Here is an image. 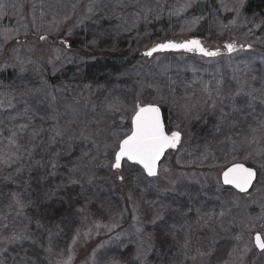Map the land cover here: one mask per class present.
<instances>
[{
    "label": "snow or ice",
    "instance_id": "obj_1",
    "mask_svg": "<svg viewBox=\"0 0 264 264\" xmlns=\"http://www.w3.org/2000/svg\"><path fill=\"white\" fill-rule=\"evenodd\" d=\"M239 2L242 6L244 0H239ZM192 3L193 0H186L181 8L170 15H180L182 11L191 7ZM221 4L223 7H227L223 5V0H221ZM117 6L124 7L123 0H120ZM2 7L4 5H0V8ZM35 7L34 5V10ZM39 7L40 9L45 7L43 0ZM47 7L54 9V12L51 23L47 25V33L39 31L44 27L43 25H35L38 41H47L49 35L59 33L66 22L74 21L72 27L66 29L65 38L60 40V44L64 47L55 49L57 52L56 61L67 57L65 50L72 48L69 38L73 35V28L80 27L85 21L99 23L101 19L109 21L113 17L123 20L119 13L111 10L108 4H103L102 0H87L86 4H83L81 0H56L55 3H48ZM81 9H84L82 13ZM142 12L151 13L152 9L142 8L135 12L134 15L137 19ZM233 12L239 15V8H233ZM98 13H103V15L98 16ZM41 16H43V12H41ZM94 16L97 17L96 20H93ZM144 18L147 19V15ZM34 20L35 17H33ZM245 22H247V18H245ZM195 23L196 20H193L187 27L190 28ZM231 23L235 24V21L233 20ZM22 27L27 29V25H22ZM121 27V24H117L114 30L118 33ZM222 27H227V25H222ZM248 31L251 33L252 30ZM19 34L20 29H15L13 32L5 30L0 33V56H4L5 45L9 41H15L7 56L0 60V70L13 69L16 79L19 81L14 93H9L11 99L6 104L4 100H0V109L5 112H14V114L8 115L7 124L0 119V185L15 186L14 191L7 192H4L0 187V257L8 254L9 246H13V251H16V246H19L20 250L16 252V255L9 257L12 264H73L76 255L74 246L81 236V228H74L71 244L60 248L58 241L54 239L53 227L57 230L55 235L60 236L77 219L76 214L84 213L85 208L83 206L75 207L74 211L61 216L58 221L48 218L45 222V211L42 210V206L50 202L52 198L59 197L66 200L70 208L74 207L79 202L78 198L87 191L84 188L85 183L90 187L95 183L96 177L92 169L94 162L101 155L104 160L99 166L107 168L109 173H112L111 180L113 182L129 184L133 190L140 192L149 188L163 191L165 194L169 190H175L176 181L172 178L173 168L169 159L176 153L187 152V145L192 139V134L188 131L184 121L198 109L199 105L193 103L188 95L177 96L172 85L161 87L155 83L146 85L147 88L154 89V93L141 90L127 102L116 98L114 104L106 106V110L110 113H121V126L111 129V142L109 139H105L97 143L92 136L82 134L81 139L87 140L92 145L91 150L83 152L78 159L70 160L63 165L67 173L66 179L37 192L32 186L34 181L43 183L49 178L57 176V160L61 155L60 152H56L55 157H48L47 169H45L42 160L35 159V156L38 151L45 150L44 137L49 129H45L42 124L46 118L57 119L53 103L56 100V93L62 89L50 84L45 78L43 66L33 58L35 45L27 46L29 40L20 41L17 39ZM24 36H28L27 31L24 32ZM89 43L95 45L97 40L93 39ZM224 48L231 59V53L251 50L252 45L241 43L237 46L236 42H230L225 44ZM169 50L199 53L208 58L222 56L219 48L210 50L199 39H187L181 42L167 40L157 43L146 50L143 56L152 57L154 53ZM68 60L72 62L71 57H68ZM46 63L52 64L53 60L48 59ZM244 64V69L239 66L234 69L232 78L236 81L237 87L227 95L224 92L222 74L216 80L215 85L207 81H193L194 84L199 83L201 91L207 95L208 99L205 103L210 104L211 109L214 110L213 115L218 113V119H214L212 124L213 133H220L227 128L225 140L222 142L230 144L231 155L240 157V159L227 160L226 156L217 158L213 151L214 145L207 139H203V148L198 153L197 159L201 165L206 162L212 163L217 159L227 160L223 165L212 163L213 167L220 169L216 183L222 182L223 185H231L239 193L250 199H255L253 194L260 190L257 185L264 187V182L260 181L258 176V173L264 174V70L258 74L254 73L251 83H249L247 71L252 69L253 58H249ZM57 70L54 68L53 73ZM236 71L243 75L236 76ZM162 72H166V68L162 69ZM174 83L173 81L172 84ZM85 87L90 86L85 85ZM189 88L191 85L186 86L185 91L187 92ZM165 89L168 90L167 95L164 94ZM17 95L21 97L18 102L19 108L12 103L13 100H16ZM41 105L45 107L41 108ZM257 106H259V111H257ZM66 107L72 109V105ZM226 107L230 110L225 111ZM166 108L178 110L180 115H178L177 122L173 123L167 119ZM47 109H52L51 117L38 115L40 111ZM237 117L246 122L250 121V123H247L246 128L242 127L241 121ZM37 118L41 121V126H37L35 122ZM125 122L128 125L127 129L122 126ZM50 131L52 142H55L58 137L63 138L64 136V131L58 127H52ZM65 154L71 155V152ZM247 161H253L254 164L249 165ZM180 163L181 158L177 156L176 164ZM131 165L139 167L133 168ZM37 169L44 171L34 177L32 173ZM185 175L187 173H180L181 177ZM161 182L173 187L161 190L157 188ZM142 184L145 185L143 189L140 187ZM72 186L78 187L81 191L74 195L69 193L68 189ZM129 198H132L131 192ZM90 200L91 196H88L83 203L86 204ZM146 203L148 204L147 222L152 225L162 222V234L167 238L165 244L168 251H157L155 245L149 243L150 251L137 250L134 264H150L149 255L153 252L159 257L155 264H244L245 257L253 249L264 256V234L257 232L247 237L243 229L237 227L235 217L226 221V217L230 213V209L227 207L203 211L204 205L174 208L171 204L160 201H146ZM101 207L103 206L101 205ZM9 209L11 211H8ZM136 219L139 221L138 216ZM61 224L64 226L61 227ZM196 226H199V229L194 231ZM33 227L35 231L32 230ZM218 229L232 230L233 234L230 237L232 244L229 247L223 248L219 245V240L223 237H219ZM136 234L139 235L140 242L143 244L146 235L144 228H136ZM83 235L89 236L90 230L84 232ZM147 236L149 240H152V234L149 233ZM25 243L30 246V251L29 248L24 247ZM92 259L93 264H121V261L115 258L102 257L97 260L95 251L92 253ZM0 264H5L3 258H0Z\"/></svg>",
    "mask_w": 264,
    "mask_h": 264
},
{
    "label": "rangeland",
    "instance_id": "obj_2",
    "mask_svg": "<svg viewBox=\"0 0 264 264\" xmlns=\"http://www.w3.org/2000/svg\"><path fill=\"white\" fill-rule=\"evenodd\" d=\"M50 2L55 3L56 0H43L45 7L40 9L41 0H0V5H4L0 8V33L5 30L13 32L15 29H20L17 39L29 40L27 46L35 45L33 58L43 66L45 78L50 84L62 89L56 93V100L53 103L57 119L46 118L42 124L45 129H49L44 137L45 150L38 151L35 156V159L42 160L45 169H47L48 157H55L56 152H60L61 155L57 160V176L43 182L44 185L34 181L37 192L66 179L67 173L63 165L70 160L78 159L83 152L91 150L92 145L87 140L81 139L82 134L92 136L97 143L105 139H109L111 142V129L121 126V113H110L106 110V106L114 104L116 98L127 102L141 90L154 93V89L147 88L146 85L155 83L161 87L172 85L177 96L188 95L193 103L199 105L198 109L184 121L188 131L192 134V139L187 145V152L176 153L169 159L173 168L172 178L176 181L175 190H169L166 194L153 188L140 192L133 190L129 184L113 182L111 180L112 173H109L107 168L99 166L104 160L101 155L94 162L92 169L96 177L95 183L91 187L85 183L84 188L87 191L78 198L79 202L74 207L70 208L66 200L58 197L63 203L61 206L65 215L74 211L75 207L83 206L85 208L84 213L76 214L77 219L60 236L55 235L57 230L53 227V236L58 241L60 248L71 244L74 228H81V236L74 246L76 255L73 264H93L92 253L94 251L97 260L102 257L115 258L120 260L121 264H123L122 257L125 251L126 253L127 251L132 252L134 257L137 255L138 249L150 251L148 245L149 243L155 245L158 230L162 232V222L158 225L147 222L148 204L146 201L165 202L174 208L204 205L203 211L227 207L230 209V213L226 217V221L235 217L237 227L242 228L247 237L257 232L264 234V187L258 184L257 187L260 190L253 194L255 199H250L233 187H225L222 182L216 183L220 169L213 167L212 163L223 165L227 160L240 159V157H233L230 144L222 142L225 140L227 128L220 133H213L212 124L214 119H218V113L213 115L214 110L211 109L209 103H205L208 99L207 95L201 91L199 83H193V81H207L215 85L216 80L222 74L224 92L227 95L237 87L236 81L232 78L237 66L244 69V62L253 58L252 69L247 71L249 83H251L254 73L258 74L264 70V24L260 13L253 9H247L251 0H244L242 6L239 0H223V5L227 7L222 6L221 0H193L192 6L182 11L180 15H170V13L181 8L186 0H123L125 6L122 8L117 6L120 0H102L103 4H108L111 10L119 13L123 20L113 17L109 21L101 19L99 23L85 21L80 27L73 28V35L69 39L78 50L66 49L67 57H62L60 61L55 60L57 55L55 49L64 47L60 44V40L65 38L66 32L63 28L67 26V22L62 26L60 34L52 33L47 41L37 40L35 25H43L44 27L39 31L47 33V25L51 23L54 9L47 7ZM81 2L86 4L87 0H81ZM34 5L36 6L35 10ZM142 8L152 9V12H142L137 19L134 13ZM233 8H239V15L233 12ZM83 11L84 9H81V13ZM41 12H43V16H41ZM97 15L102 16L103 13ZM145 15H147V19L144 18ZM33 17H35L34 21ZM245 18H247V22H245ZM96 19L97 17L94 16L93 20ZM193 20H196L195 25L187 27ZM233 20L235 24L231 23ZM117 24L122 25L118 33L114 30ZM22 25H27V29ZM222 25H227V27H222ZM249 29L252 30L251 33L248 31ZM25 31L28 32L27 37L24 36ZM62 31L64 33L61 37ZM196 37L201 38L208 49L222 48L224 50L222 56L208 58L196 54L164 52L154 54L152 57L133 56V54H142L155 44L165 40H186ZM93 39L97 40V43L90 45L89 42ZM47 42L50 44L49 46H47ZM230 42H236L237 46L241 43L251 44L252 49L233 52L229 59L224 45ZM14 43L15 41H9L5 45V53L4 56H0V60L7 56ZM68 57H71L72 62H69ZM102 58H107L109 62L105 72L101 70L102 73L93 72L91 76L93 81L84 83L86 77H84L83 66L89 62L90 64L98 60L100 62ZM48 59H52L53 63H46ZM54 68L58 70L53 73ZM164 68H166V72H162ZM194 69L195 71H193ZM6 74L8 80H5ZM101 74L104 76L100 79ZM235 75L242 76L243 73L236 71ZM52 79L54 80L52 81ZM173 81L174 84H172ZM18 84L19 81L16 79L13 69L0 70V100H4L6 104L11 99L9 93H14ZM85 85L90 87H85ZM188 85H191V88L186 92L185 89ZM167 91L165 89V95H167ZM193 91L195 92L194 96ZM20 99L21 97L17 95L16 100L12 101L17 105V108L20 107L18 103ZM67 105H72V109H68ZM40 107L44 108L45 106L41 105ZM224 110L229 111L230 109L226 107ZM257 111H259V106H257ZM9 114H14V112H5L0 109V119L5 123H7ZM38 115L51 117L52 109L40 111ZM178 115L180 113L176 108L165 109V116L173 123L177 122ZM180 118L183 119L182 116ZM237 119H240L241 126L245 128L247 123H250L240 117ZM35 122L37 126H41L39 118ZM122 126L127 129L128 125L125 122ZM52 127L62 129L64 131L63 138L58 137L55 142H52L50 131ZM94 133L95 135H93ZM210 133L213 134L210 135ZM203 139L212 142L217 158L226 156L227 160L217 159L212 163L206 162L201 165L197 155L203 148ZM69 151L71 155H66L65 153ZM177 156L181 158L180 164H176ZM247 163L254 164L253 161H247ZM131 167L138 168L139 166L131 165ZM42 171L44 170L37 169L32 175L36 177ZM181 172L187 173V175L181 177ZM259 179L264 182V174H260ZM0 187L4 188L2 185ZM140 187L143 189L145 185L142 184ZM166 187L171 189L173 186L164 182L157 185V188L161 190ZM68 191L74 195L81 190L72 186ZM130 192L131 199L129 198ZM88 196H91V200L84 204L83 201ZM49 216L57 218L56 221L59 220V217L47 215L45 222ZM137 216L139 221L136 219ZM9 218L11 219V217ZM63 226L61 224V227ZM138 227H143L145 230L143 244L140 242L139 235L136 234ZM67 229L69 230L67 231ZM198 229L199 226H196L194 231ZM32 230L35 231V229ZM89 230L90 235L85 237L83 233ZM149 233L153 236L152 240L148 239L147 234ZM218 233L219 237H223L219 240V245L223 248L229 247L232 244L230 240L233 234L232 230L218 229ZM90 242L94 247L87 250L84 257L77 261L80 248ZM249 246L251 247L250 244ZM249 255L251 256L249 264H264V256H261L256 249H253ZM248 256L245 257L244 264H248ZM149 261L150 264H155V259L150 255Z\"/></svg>",
    "mask_w": 264,
    "mask_h": 264
},
{
    "label": "trees",
    "instance_id": "obj_3",
    "mask_svg": "<svg viewBox=\"0 0 264 264\" xmlns=\"http://www.w3.org/2000/svg\"><path fill=\"white\" fill-rule=\"evenodd\" d=\"M247 9H253L257 13H260L261 16H262V21H264V0H251L250 4H248ZM72 22H74V21H68L67 22V24H66L67 26H64V28H63L64 32H66L67 28L72 27L71 26ZM64 32L62 31L61 37H62ZM59 34H60V32H59ZM196 34L198 35L199 33H196ZM23 40H24V38H21L20 41H23ZM71 43H73V42H71ZM49 45L50 44L47 42V46H49ZM71 50H74V51L78 50L74 43L72 44ZM222 52H224V51H222ZM137 55H142V54H135V55L133 54V56H137ZM188 55H193V54L190 53ZM100 62H99V60L98 61H94L91 64L89 62V63H87L86 65L83 66V68H84L83 69L84 70V77H86V78H84V81H85L84 83H90V81H93L91 79V76H92L93 72H96V71L105 72L106 67L109 66L108 59L107 58H102V59H100ZM83 70H82V72H83ZM103 76L104 75L101 74L100 79L103 78ZM4 77H5V80L9 79L7 74ZM53 80L54 79H52V81ZM5 124H7V123H5ZM248 163H250V162H248ZM258 176L260 177L259 173H258ZM44 184L45 183H42V185H44ZM34 185H35V182H33V185H32L33 188H35ZM2 186L4 187L3 188L4 192H7L9 190H13V191L15 190V186L14 185L8 184L6 186L5 185H2ZM47 188H49V187H47ZM62 204L63 203L60 202V199H58V197H55V198H52L50 200V202L45 203L42 206V210L45 211V216L52 215V216L60 218L61 216L65 215L64 209L61 206ZM49 218H51V217L49 216ZM51 219H53L55 221L57 220V218H51ZM33 229H35V228H33ZM68 230L69 229H67V231ZM91 242H94V241H91ZM91 242L89 244H87L86 246L80 248L78 256H77V261L81 260L82 257H84V255L86 254L87 250L89 251L91 249V247L92 248L94 247V245H92ZM24 247L25 248H29V251L31 250L30 246L27 243H25ZM11 248H13V246H9L10 253L8 252V254H6V256L0 257V258H3L5 260V264H10L11 260L9 259V257L10 256H15L16 252H18L20 250L19 246H16V251H12L11 252ZM155 250L160 251V252H167L168 251L167 246L165 244V237L162 234L161 230H158L157 235L155 237ZM150 257L154 258L155 261L159 258L157 255H155L154 252H153V254L150 255ZM250 258H251V256L249 255L248 256V264L250 263ZM122 260H123V262H122L123 264H134L133 253L129 252V251H127V253H126V251H125V253H123Z\"/></svg>",
    "mask_w": 264,
    "mask_h": 264
},
{
    "label": "water",
    "instance_id": "obj_4",
    "mask_svg": "<svg viewBox=\"0 0 264 264\" xmlns=\"http://www.w3.org/2000/svg\"><path fill=\"white\" fill-rule=\"evenodd\" d=\"M190 39H199V38H190ZM200 41H201V39H199ZM184 41V40H183ZM165 42V41H164ZM176 42H178V41H176ZM181 42V41H180ZM163 43V42H162ZM202 43V42H201ZM203 44V43H202ZM182 51V50H181ZM145 52V51H144ZM143 52V53H144ZM164 52H179V51H173V50H169V51H164ZM196 54H198V55H200L199 53H196ZM225 186H228V187H232L231 185H225ZM235 189V188H234ZM235 190H237V189H235ZM238 191V190H237Z\"/></svg>",
    "mask_w": 264,
    "mask_h": 264
},
{
    "label": "flooded vegetation",
    "instance_id": "obj_5",
    "mask_svg": "<svg viewBox=\"0 0 264 264\" xmlns=\"http://www.w3.org/2000/svg\"><path fill=\"white\" fill-rule=\"evenodd\" d=\"M219 49L221 50V53H222V51H223L222 48H219Z\"/></svg>",
    "mask_w": 264,
    "mask_h": 264
}]
</instances>
